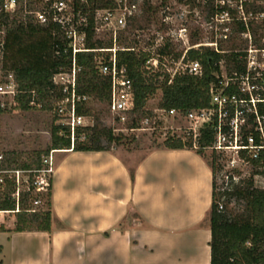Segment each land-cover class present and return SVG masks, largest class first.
Segmentation results:
<instances>
[{"label":"trees","instance_id":"trees-1","mask_svg":"<svg viewBox=\"0 0 264 264\" xmlns=\"http://www.w3.org/2000/svg\"><path fill=\"white\" fill-rule=\"evenodd\" d=\"M91 1L98 7L113 5L111 0ZM19 2V10L7 14L0 22V26L5 30L1 70L5 73L12 72L18 83L19 91L16 96L18 105L15 109L29 110L40 107L50 110L54 114L55 123L51 128V144L46 150L34 151L25 159L21 153L14 150L3 153L4 159L0 163V169L21 168L32 170V173L28 189L20 192L18 200L14 196L16 185L13 180L6 176L3 186L0 183V210L12 211L16 216L13 229L8 230L0 224V231H51L52 176L46 193V208L36 210L30 203L32 200L41 201L43 198L40 192H35L32 184L35 177L33 171L42 168L43 156L49 155L52 150L62 149L110 150L109 146L121 143L124 135L115 134L113 128L106 126L89 102L80 105L78 113L93 117L94 124L78 127L73 141L69 127L56 123L58 116L54 112L53 104L62 95V90L52 79L58 71L71 65L72 54L69 50L65 51L67 39L60 26L41 25L35 21L33 14L29 13L35 10L36 4L42 3V0ZM24 6L27 7L26 13ZM88 29L87 45L93 47L92 30ZM190 39L192 45L200 42L196 32ZM118 41L125 48H134L133 42L127 38L123 40L119 36ZM106 45H112V40H108ZM171 47L167 41L159 48L157 55L160 63L163 55L173 54L176 60L182 56L183 51L175 52ZM151 57L153 56L150 51H136L135 48L117 51L119 64L126 66L128 75L133 79L135 106L132 113L139 115L128 123L129 128L139 127L141 118L148 113L145 110L147 102L158 90L162 92L159 108L177 109L183 113L193 109L209 108L210 87L212 83L218 82L216 74L220 71V61L225 58L232 64V69L242 68L236 52L221 54L208 46L190 47L185 52L184 60H198L202 64L203 73L199 76L177 72L171 78V73L163 69L162 64L155 72L146 69V62ZM76 60L81 67L77 91L109 107L110 80L107 76L99 74L94 53L79 52L76 54ZM32 100L35 101L34 105L31 104ZM213 139V124H209L202 129L201 135L197 138V147L194 146L191 135L188 138L167 135L162 146L169 149H193L205 158L204 150L212 145ZM219 159L220 156L215 151H212L211 160L206 159L213 173L212 204L206 216L211 230L209 242L211 264H264V188L257 186L253 178L257 173L258 162L253 161L255 167L248 178L241 179L229 190L218 192L216 172L220 169ZM130 175L134 178L133 168H130ZM233 199L242 208L237 206L235 209L230 208Z\"/></svg>","mask_w":264,"mask_h":264},{"label":"crops","instance_id":"crops-1","mask_svg":"<svg viewBox=\"0 0 264 264\" xmlns=\"http://www.w3.org/2000/svg\"><path fill=\"white\" fill-rule=\"evenodd\" d=\"M53 157L52 229L0 231V264H211L213 173L195 150L154 148L134 178L112 150Z\"/></svg>","mask_w":264,"mask_h":264},{"label":"built area","instance_id":"built-area-1","mask_svg":"<svg viewBox=\"0 0 264 264\" xmlns=\"http://www.w3.org/2000/svg\"><path fill=\"white\" fill-rule=\"evenodd\" d=\"M111 1H113L112 6L98 7L91 0H42V8L29 12L41 25L60 26L67 39L65 51L69 50L72 54L71 65L53 76V83L62 90V95L54 102L53 109L58 116L56 123L69 127L72 141L78 127L93 125L91 116L78 113V107L88 102L90 97L77 91L78 75L81 70L76 60L77 53H94L99 74L107 76L110 80L109 110L120 123L127 121L128 115L133 112L135 106L133 79L128 75L126 66L120 65L117 58L118 50L134 48L120 46L117 41L119 30L127 24L126 17L137 9V4L128 3V0ZM19 6V0H0V22L7 14L15 13ZM119 11L123 13L119 14ZM229 11L228 6L222 5L216 12V20L220 22L233 20ZM243 19L240 20L241 32L250 39L247 48L226 49L219 45V37L228 39V26L223 27V31L217 34V40L199 42L190 46L195 48L208 46L221 54L236 52L242 65L241 69H232V64L225 58L220 61V71L216 74L218 82L212 83L210 87L211 107L193 109L187 113L177 109L160 108V112L162 116L185 121L184 126L177 128L180 130L185 128L191 134L195 147L202 129L206 125L213 124L214 139L209 148L217 154H230L227 161L232 165L231 167H236V163H239L254 168L253 161H257L256 185L264 188V36L259 45H253L249 23L245 16ZM88 28L92 30L93 47L87 45ZM106 34L110 35L112 45H106L107 41L105 42L104 39ZM3 48L4 38L0 41L1 59ZM161 64L164 65L163 62L160 63L159 57L153 56L146 62L145 67L155 72L160 69ZM180 65V70L171 74V78L177 72H188L199 76L203 73L202 64L198 60L184 61L183 56ZM18 91L14 74L4 72V77L0 78V112L15 109L18 105L16 98ZM31 104L34 105L35 101L32 100ZM53 152L54 150L49 155L43 156L41 169L33 171L35 177L32 184L38 192L47 190L49 186L50 177L55 169ZM3 159V153H0V163ZM31 173L32 170L21 168L0 169V183L6 176L13 180L16 185L14 196L18 200L21 186L24 183H27L28 187L30 185ZM39 202V199L35 200V203ZM3 212L12 211L0 210V215Z\"/></svg>","mask_w":264,"mask_h":264},{"label":"rangeland","instance_id":"rangeland-1","mask_svg":"<svg viewBox=\"0 0 264 264\" xmlns=\"http://www.w3.org/2000/svg\"><path fill=\"white\" fill-rule=\"evenodd\" d=\"M132 2L137 4V9L126 17L127 24L119 30L118 38L119 36L123 40L127 38L133 42L136 51H150L154 57H159L157 55L159 48L169 41L175 52L183 51L178 60L173 57V54L162 56L163 69L171 74L180 70V61L183 60L186 49L192 45L190 38L195 32L200 37V42H211L217 40V34L223 31V27L228 26V39L219 37V45L226 49L243 50L250 44V39L241 32L240 20H244L245 16L249 23L253 45H259L264 36V0H149V2L148 0H128V3ZM222 5L230 8L229 13L233 16V20L225 22L216 20V12ZM42 7L43 3L39 2L35 9ZM24 8L25 13L28 12L27 7L24 6ZM182 28L186 30L182 31ZM4 31V27L0 26V41L4 38ZM104 39L105 42L110 40V35L106 34ZM117 43L124 46L119 41ZM1 61L0 53V68ZM2 77H4V71L0 70V78ZM161 96L162 92L158 90L147 102L145 110L148 113L141 118L138 128H129L128 123L139 115L130 113L127 121L120 123L105 103L92 97L88 100L106 126L113 128L115 134L124 135L121 143L111 144L109 147L110 150L121 155L131 168L150 150L162 146L167 135L175 134L183 138L191 135L185 128L183 130L177 128L184 126L185 121L173 119L171 116H162L158 105ZM91 118L94 124V119ZM53 123H55L53 112L40 107L0 112V153L14 150L21 153L25 159L34 151L46 150L51 144ZM211 154L210 148L204 150V157L207 160H211ZM229 155L219 154L220 169L216 172L218 192L231 189L241 179L248 178L254 170L251 165L245 166L239 163H236V167H231L232 165L227 161ZM253 178L255 180V175ZM255 184H257L256 180ZM27 189L28 184L24 183L21 191ZM35 192L38 191L35 190ZM40 193L43 198L39 203H35V200L30 201L31 207L36 210L46 208L47 190H41ZM236 206L241 207L237 205L235 199L231 200L229 207L235 209ZM15 217L14 212H3L0 215V219L5 220L6 224L16 219Z\"/></svg>","mask_w":264,"mask_h":264}]
</instances>
